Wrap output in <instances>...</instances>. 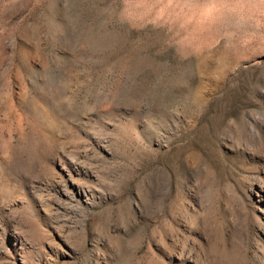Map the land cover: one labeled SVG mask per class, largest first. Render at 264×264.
<instances>
[{
  "label": "rangeland",
  "instance_id": "374dc122",
  "mask_svg": "<svg viewBox=\"0 0 264 264\" xmlns=\"http://www.w3.org/2000/svg\"><path fill=\"white\" fill-rule=\"evenodd\" d=\"M0 264H264V0H0Z\"/></svg>",
  "mask_w": 264,
  "mask_h": 264
}]
</instances>
